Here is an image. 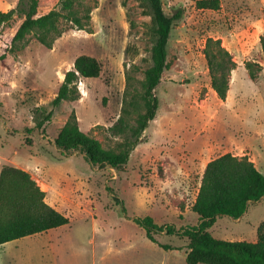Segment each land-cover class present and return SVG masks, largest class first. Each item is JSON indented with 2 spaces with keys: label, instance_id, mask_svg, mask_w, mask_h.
Wrapping results in <instances>:
<instances>
[{
  "label": "rangeland",
  "instance_id": "374dc122",
  "mask_svg": "<svg viewBox=\"0 0 264 264\" xmlns=\"http://www.w3.org/2000/svg\"><path fill=\"white\" fill-rule=\"evenodd\" d=\"M196 1L162 0L165 12L181 8L183 16L168 39V65L156 89L157 115L122 171L94 166L78 153L63 154L54 141L72 112L79 130L100 149L117 151L129 137L137 113L143 112L138 96L155 41L146 0H86L93 6L87 31L68 29L51 49L31 39L15 57L7 50L21 21L5 27L0 169L28 172L46 203L69 222L53 236L0 246V264L16 258L19 247L28 248L24 253L31 264H186V238L161 232L151 242L133 219L150 217L175 231L196 226L192 206L202 173L210 160L226 153L247 156L264 176V0H220L218 11L199 10ZM17 2L0 0V12ZM56 3L38 0V14ZM207 38L219 39L236 62L224 101L210 88L203 56ZM80 55L96 58L101 73L80 79L79 98L53 109L51 101ZM246 61L262 67L254 81ZM263 222L264 197L240 219L217 218L208 232L220 240L255 243ZM57 247L61 255L53 262Z\"/></svg>",
  "mask_w": 264,
  "mask_h": 264
},
{
  "label": "trees",
  "instance_id": "16d2710c",
  "mask_svg": "<svg viewBox=\"0 0 264 264\" xmlns=\"http://www.w3.org/2000/svg\"><path fill=\"white\" fill-rule=\"evenodd\" d=\"M153 25L155 41L151 48V65L144 71L139 98L143 112H138L129 137L117 151L100 149L98 143L83 134L72 112L54 141L63 154L78 153L94 166H109L122 171L130 158L133 146L141 141L143 131L154 120L159 108L156 89L167 68V44L173 27L182 19L183 10L165 12L162 0H146ZM220 0H197L199 10L218 11ZM93 6L86 0H57L56 5L44 14H38V0H18L7 12H0V37L14 19L17 27L7 53L15 57L31 39L47 49L68 29L87 31ZM210 80V88L221 101L226 99L232 71L236 68L230 52L219 39L207 38L203 48ZM6 54L0 55L3 63ZM101 63L88 55L78 56L72 68L64 75L58 91L51 101L52 108L62 102L79 98L77 83L80 79H96ZM244 68L251 81L261 72V65L246 61ZM53 112L45 116L50 119ZM41 127V122L37 124ZM113 129H117L113 126ZM264 197V176L247 156L230 153L210 160L202 173L200 185L192 206L199 223L175 231L171 226H158L150 217L134 218L142 227L147 239L155 243L153 234L165 232L188 240L186 264H264V222L257 228L255 243L216 239L208 230L217 218L226 216L237 220L244 216L250 204ZM68 218L45 201V192L22 169L4 166L0 169V246L18 239L41 234L67 225ZM162 249L169 246L159 245Z\"/></svg>",
  "mask_w": 264,
  "mask_h": 264
},
{
  "label": "crops",
  "instance_id": "0c3cea01",
  "mask_svg": "<svg viewBox=\"0 0 264 264\" xmlns=\"http://www.w3.org/2000/svg\"><path fill=\"white\" fill-rule=\"evenodd\" d=\"M45 201H46V200H45ZM62 227H63V226H62ZM59 228H60V227H59ZM56 229H58V228H56ZM56 229H52V230H49V231L44 232V233H41V234H50V235L53 236V233H55L54 230H56ZM41 234H37V235H41ZM33 236H36V235H33ZM33 236H30V237H33ZM26 238H29V237H26ZM57 238H58V237H56L55 239H57ZM22 239H24V238H22ZM24 241H25V240H24ZM12 242H15V243L18 244V245H22V243H23V241H21V239H18V240L12 241ZM8 243H9V242H8ZM3 245H5V244H3ZM7 245H8V244L6 243V245L3 246V247H1V248H5ZM1 246H2V245H1ZM15 248H16V247H15ZM24 249H25V250H26V249L28 250V248H24V247H23V248H22V247H19L18 249H16L17 251H16L15 253H16V255H18V256H17L16 258L9 259L10 262H9L8 264H26V263L31 264L30 260H29L28 258L25 257ZM61 251H62L61 247H57V252H55L54 257L52 256L53 262H54L55 255H56V256H58V254L61 255ZM7 253L10 254V251L8 250ZM49 255H53V254H49ZM57 264H58V263H57Z\"/></svg>",
  "mask_w": 264,
  "mask_h": 264
}]
</instances>
